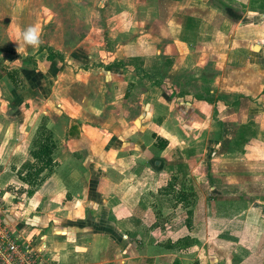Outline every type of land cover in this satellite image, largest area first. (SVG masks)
<instances>
[{"label":"crops","instance_id":"obj_1","mask_svg":"<svg viewBox=\"0 0 264 264\" xmlns=\"http://www.w3.org/2000/svg\"><path fill=\"white\" fill-rule=\"evenodd\" d=\"M111 1L132 34L95 54L59 8ZM127 1L0 0V221L51 264H264V0Z\"/></svg>","mask_w":264,"mask_h":264},{"label":"rangeland","instance_id":"obj_2","mask_svg":"<svg viewBox=\"0 0 264 264\" xmlns=\"http://www.w3.org/2000/svg\"><path fill=\"white\" fill-rule=\"evenodd\" d=\"M131 3L132 1L131 0H128L126 3H125V9L128 10V12H131ZM49 5L50 6H53L55 5L54 2H49ZM123 4H122V7H124ZM260 6V5H259ZM107 8H105V10H107V15H101L99 17V15H93V14H85V13H77L75 14V17L71 16V11L67 10L66 8H59L60 12H59V16L61 18H63L64 20H66L67 22H73L74 25L73 26H78L77 28L79 27H84V26H91L94 27L95 29L90 33V39L91 40H94L96 41V46L97 48H94V52L95 54L97 53L98 54V46H101V42L102 41H108V40H113V41H117V40H124V39H127L128 37V34L131 35L132 33H127V29L130 27V24L132 22V16L128 15L126 17H121V18H118L117 17V14H118V3L117 2H114V1H111V2H108L107 5H106ZM95 8H100V2L97 1L96 3H94V9ZM78 17V19H76ZM142 24L144 25V22H142ZM119 28L122 29V31H119ZM143 29L142 26H138V29L137 31H141ZM136 32V31H135ZM137 32V33H138ZM76 36H77V39L78 36L80 37V39H83V37L86 35L85 33H75ZM133 36V35H132ZM79 39V40H80ZM62 40V38H61ZM44 41V40H43ZM100 42V44H99ZM31 44L33 43L32 41L30 42ZM41 45H44V43H41ZM29 65H32V64H29ZM34 90L30 91V94H29V98L30 99H33V98H36L38 97V95H40V93L38 92L37 88L36 87H33ZM223 101V99H221ZM27 105H29L27 103ZM238 103L235 105L234 108L237 107V110L239 109V116H236V115H233L231 113V109L229 110L227 107H225L224 109H221V111L218 113L217 112V115L215 116L216 119H226V120H230V121H233V122H236V121H246L249 119L251 113L249 112V110L245 107V104L244 106H241L240 108V105H238ZM258 106H261V101H259V104H257ZM242 110V111H241ZM225 116V117H223ZM261 115L258 114L255 118L253 116V121H256L257 123H261L262 122V117H260ZM255 122V123H256ZM259 125V124H258ZM228 126H230L229 123H227V128ZM230 130V133H233L231 131L232 128L229 129ZM262 135L264 134V129L261 131ZM50 132L44 127V126H40L39 129L37 130V133L35 134V137H34V140L33 142L35 143V146H33L34 150H36V146H37V143H40L41 141L43 142L45 140V138H50ZM22 168V167H20ZM24 168V167H23ZM29 170V168H27ZM38 185V184H37ZM36 185V186H37ZM36 186L32 185L31 187L32 188H37ZM30 185L28 188H31ZM1 194H2V191H0V202L2 205L5 204L6 199L3 200L1 199ZM21 211H23V209H21ZM2 220V219H0ZM2 224L4 226H6V223H3ZM40 253V256L38 258V261H41L43 256L41 255V252ZM44 262H47V261H44ZM48 262H53V264H55V262L53 260H49ZM51 264V263H49Z\"/></svg>","mask_w":264,"mask_h":264},{"label":"built area","instance_id":"obj_3","mask_svg":"<svg viewBox=\"0 0 264 264\" xmlns=\"http://www.w3.org/2000/svg\"><path fill=\"white\" fill-rule=\"evenodd\" d=\"M38 258L30 243L20 242L0 221V264H49Z\"/></svg>","mask_w":264,"mask_h":264},{"label":"trees","instance_id":"obj_4","mask_svg":"<svg viewBox=\"0 0 264 264\" xmlns=\"http://www.w3.org/2000/svg\"><path fill=\"white\" fill-rule=\"evenodd\" d=\"M53 55L49 53L48 59H52ZM48 138H45V140L40 144V147H38L37 150L33 151V157L35 161L30 164L27 163L25 165V168H29L27 170L26 176H21V179H23L25 182H27L30 187L32 185L36 186L39 182H41L44 179V176H39V173L42 172L46 168H51L52 166V158H51V145L47 141ZM20 176V175H19ZM35 191V188H28L26 190L27 195H32ZM173 264H179L178 262H174Z\"/></svg>","mask_w":264,"mask_h":264}]
</instances>
